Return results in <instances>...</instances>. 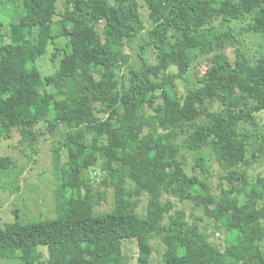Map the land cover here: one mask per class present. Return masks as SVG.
<instances>
[{"label":"trees","instance_id":"1","mask_svg":"<svg viewBox=\"0 0 264 264\" xmlns=\"http://www.w3.org/2000/svg\"><path fill=\"white\" fill-rule=\"evenodd\" d=\"M26 1L33 21L25 11L0 22V145L20 137L32 157L60 134L51 150L60 184L55 218L0 225V258L152 264L161 246V264H264V175L250 177L264 159V50L248 55L240 40H264V0H65L61 12L58 0ZM138 41L133 65L127 49ZM47 50L57 69L42 77L35 63ZM16 168L0 156V176L16 180ZM106 190L111 209L97 214ZM184 202L226 233L224 250ZM126 242L136 243L134 262Z\"/></svg>","mask_w":264,"mask_h":264},{"label":"rangeland","instance_id":"2","mask_svg":"<svg viewBox=\"0 0 264 264\" xmlns=\"http://www.w3.org/2000/svg\"><path fill=\"white\" fill-rule=\"evenodd\" d=\"M24 1V3H23ZM65 8V0H58L57 10L63 11ZM27 12L26 17L23 19L24 23L33 21L35 15L28 8L26 0H0V22L4 25L9 24L14 18L21 16ZM58 19V18H56ZM102 24L95 27L97 31H101ZM239 29V28H237ZM242 42V48H244L248 55H255L258 52L263 53L264 40L260 37H256L251 34H246L240 37ZM59 46L64 45L63 40L56 42ZM139 43L136 42L132 49H127V53L131 56V63L138 65L137 51L139 50ZM250 48V49H248ZM211 58H219L218 53H213L209 56H200V67H195L193 73L200 76L204 73L205 68L210 65L208 62ZM51 50H47L45 56L38 59L35 63L39 74L43 76L52 75L57 69V65H54L50 61ZM239 64L245 67L248 71H251V67L246 63V60L239 56ZM34 76L37 77L34 71ZM190 81L195 82V77H192ZM98 78V70L93 69L91 79ZM127 87V84H126ZM51 88H47L50 91ZM256 93H262L261 89H256ZM60 97L56 96V99ZM260 126L258 133L264 135V112L259 115ZM60 134L50 136L47 141L42 142L38 146V151L32 157L25 151L24 145L20 144L18 140L20 137H15L11 142V146L0 145V156L9 155L13 161L16 162V180L13 177L0 176V225L4 229H13L18 224H26L30 222H38L41 220L51 219L56 217V202L54 197L55 189L60 180L55 177V171L53 169L51 150L52 144L60 139ZM257 142V141H256ZM208 155V154H207ZM187 163L191 165L192 159L187 156ZM208 165L213 166L212 175L217 177L219 175L217 164L214 163L212 158H209ZM264 175V159L261 158L258 164L254 165V169L250 171V177L257 173ZM84 177H89L96 181L94 186L98 190H102V187H98L97 183L102 178L100 172L86 171ZM217 180L213 179L215 183ZM67 186H70V181H64ZM106 201L101 202V205L95 208L97 214L108 212L111 209L113 197L111 190H106ZM179 209L192 213L193 218L198 222L200 228L204 230L209 236V240L224 250L228 243V237L221 229H216L215 223L212 219L207 218L201 208H193L190 202H184L178 205ZM146 204L145 199L140 200V206L138 215L141 216L145 212ZM140 213V214H139ZM264 246V244H263ZM124 253L130 262H134L136 259L137 246L135 242H126L124 247ZM164 253V248L159 247V252H155L152 255V264H161V255ZM0 264H19V260L16 258H0Z\"/></svg>","mask_w":264,"mask_h":264}]
</instances>
